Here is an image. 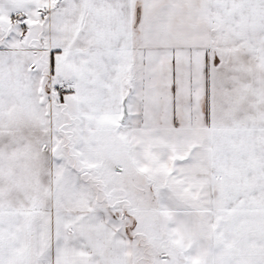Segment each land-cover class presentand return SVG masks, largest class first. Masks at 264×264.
Here are the masks:
<instances>
[{"label":"snow or ice","instance_id":"obj_1","mask_svg":"<svg viewBox=\"0 0 264 264\" xmlns=\"http://www.w3.org/2000/svg\"><path fill=\"white\" fill-rule=\"evenodd\" d=\"M0 264H264V0H0Z\"/></svg>","mask_w":264,"mask_h":264}]
</instances>
